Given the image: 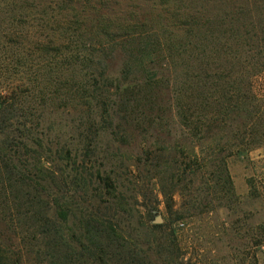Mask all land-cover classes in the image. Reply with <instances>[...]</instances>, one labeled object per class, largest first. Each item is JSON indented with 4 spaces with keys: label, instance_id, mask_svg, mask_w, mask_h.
I'll use <instances>...</instances> for the list:
<instances>
[{
    "label": "rangeland",
    "instance_id": "obj_1",
    "mask_svg": "<svg viewBox=\"0 0 264 264\" xmlns=\"http://www.w3.org/2000/svg\"><path fill=\"white\" fill-rule=\"evenodd\" d=\"M251 67L264 70V0H0V264H101L81 220L118 201L146 264H264L248 187L264 182V145L226 159L232 195L203 128ZM114 81L130 106L108 112ZM252 83L264 109V71Z\"/></svg>",
    "mask_w": 264,
    "mask_h": 264
},
{
    "label": "trees",
    "instance_id": "obj_2",
    "mask_svg": "<svg viewBox=\"0 0 264 264\" xmlns=\"http://www.w3.org/2000/svg\"><path fill=\"white\" fill-rule=\"evenodd\" d=\"M145 47L143 49H145ZM127 69H130V65L127 66ZM252 69L253 70L250 72L246 70L243 80L245 85L243 87L233 78L229 88L222 90L221 99L214 102V106L216 105L218 110L216 109L214 114L205 116V122H208V124L203 126V128L208 127L209 130L213 131V137L210 138V140L211 144H213L212 154L215 158L214 163H216V171L220 173V180L223 181V178L225 179L224 184L229 185L227 192L232 195L233 186L230 175L226 169V159L234 154L245 155L255 148L264 145V109H262V106L258 105L260 100L252 83V79L261 74L264 70L258 74V72H253L254 70L257 71L258 68ZM112 86L114 88H111ZM105 88L108 95L107 98H111V96H109L110 89H114L115 94L112 96L114 100H108V103L103 104L104 110H108L109 112L110 108L114 107V105H121L122 107L130 106V102L123 98V85L119 81L111 82L110 85L108 84ZM219 90L220 89L217 88V91ZM177 104L180 105V102H177ZM0 109H2L1 104ZM181 111L179 115L182 119V123L189 127V125L192 124L194 116L188 113L190 110L187 112L185 110ZM198 130L200 131L199 133L203 131L200 129ZM224 153L227 154L224 155ZM104 181L109 182V179H104ZM82 182L86 183L83 177H81L78 184ZM248 187L249 196L251 198H262L264 201V182L261 181L258 183L255 179H249ZM126 213L127 210L124 208L123 203L118 201L116 212L112 216H105L103 218L86 216L81 220L84 231L92 240L99 237L102 239L103 243L100 246L102 252L101 264H109L107 262V256L110 251L113 255L118 257V259H115L114 264H146L137 254L131 253V251L125 249L126 241L123 235L119 233L118 222L122 220ZM158 215L159 210L157 207L149 208L146 212L147 219L152 220L153 217H157ZM114 220L116 223L113 222ZM179 220H183V218H178L177 221ZM40 226L43 234L50 233L51 226L47 220H42ZM151 228L155 230L160 227L152 226ZM262 229L264 232V224L262 225ZM256 246L263 247L264 241L258 242ZM57 258L59 262L57 261L55 264H73L74 262L80 261L77 254H69L68 252H60Z\"/></svg>",
    "mask_w": 264,
    "mask_h": 264
},
{
    "label": "water",
    "instance_id": "obj_3",
    "mask_svg": "<svg viewBox=\"0 0 264 264\" xmlns=\"http://www.w3.org/2000/svg\"><path fill=\"white\" fill-rule=\"evenodd\" d=\"M163 223V218L161 215H158L155 220L153 221L154 225H161Z\"/></svg>",
    "mask_w": 264,
    "mask_h": 264
}]
</instances>
